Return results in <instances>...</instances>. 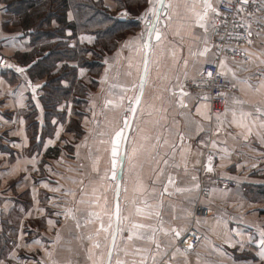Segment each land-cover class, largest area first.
I'll return each instance as SVG.
<instances>
[{
  "label": "crops",
  "instance_id": "obj_1",
  "mask_svg": "<svg viewBox=\"0 0 264 264\" xmlns=\"http://www.w3.org/2000/svg\"><path fill=\"white\" fill-rule=\"evenodd\" d=\"M220 1L211 0L214 7ZM162 3L152 0L150 5L144 0L143 6L145 12L150 6L160 8L155 22L159 41L154 40L156 33L150 39L147 27L139 23L105 56L97 93L89 102L88 114L79 121L75 140L57 118L50 119L45 132L37 99L41 83H29L27 67L15 59V54L29 50L28 37L2 28L6 18L0 3L2 264H116L117 260L124 264H141V260L144 264H264L259 244L264 232V142L257 136V132L264 135V129L257 121L245 140L246 130L231 123V111L221 114L223 124L215 117L204 118L210 115L208 103L194 101L181 85L186 78L197 77L203 65L215 58L212 12L205 33L191 10L195 3V10L203 11L202 0ZM104 4L123 17L114 0ZM79 38L87 43L93 40ZM251 41L244 49L247 62L223 58L225 66L221 68L219 62L218 67L238 90L225 93L226 107H242L255 116L257 107L264 108V34L254 35ZM144 42L150 47L143 48ZM205 46L209 48L205 56L190 55ZM17 68L24 71L17 72ZM85 72L80 69L79 76ZM142 78L143 96L133 116L126 109L129 97L140 93ZM181 92L187 95L181 97ZM233 97L245 103L233 104ZM181 98L186 107L180 106ZM125 116L130 127L125 128L126 139L120 146L117 179L111 180L113 130L122 127ZM33 122L40 125L38 143L33 139ZM47 150L50 153L44 159ZM209 157L212 171L201 173ZM44 170L49 176H40ZM218 177L236 186H217ZM201 185L209 190L203 199ZM198 202L211 210L209 217L194 221L202 239L193 250L177 252V240L192 223ZM69 210L72 215L66 214Z\"/></svg>",
  "mask_w": 264,
  "mask_h": 264
},
{
  "label": "trees",
  "instance_id": "obj_2",
  "mask_svg": "<svg viewBox=\"0 0 264 264\" xmlns=\"http://www.w3.org/2000/svg\"><path fill=\"white\" fill-rule=\"evenodd\" d=\"M104 1L0 0L2 11L12 17L2 22V28L19 27L21 37H28L29 50L15 54V59L27 67L29 83H41L37 99L45 132L50 119L57 118L64 123V132L71 134L72 140L77 139L79 121L88 114L89 102L97 93V78L104 69L105 56L123 37L137 30L138 17L146 13L144 0H114L116 10H123L124 18L107 9ZM83 35L93 37L92 42L80 40ZM96 51L98 55L94 54ZM80 69L86 71L82 77ZM39 126L33 122L36 143ZM49 153L47 150L42 157L45 159Z\"/></svg>",
  "mask_w": 264,
  "mask_h": 264
},
{
  "label": "built area",
  "instance_id": "obj_3",
  "mask_svg": "<svg viewBox=\"0 0 264 264\" xmlns=\"http://www.w3.org/2000/svg\"><path fill=\"white\" fill-rule=\"evenodd\" d=\"M261 2L262 0H256L253 3L252 0H249V3L243 6L246 11L242 13L236 11L237 0H233L231 6H229L227 0H222L216 5L220 15L217 16L215 13H211V34L215 58L212 62L203 65L197 77L186 78L182 82L181 88L187 91L194 101H206L208 103L212 119L217 115L223 114L226 108V98L220 94H225L226 92L238 93V90L232 87L230 81L220 73L219 62L223 58L244 63L248 61V57L244 52V49L249 44L248 40H251L254 35L264 34V9L257 11ZM250 13L251 15H249ZM142 17L144 18L142 19ZM138 21L149 29L150 23L153 21V15L148 13L146 17L145 15L140 16ZM248 31L252 32L250 37L247 35ZM154 33L152 32V34ZM149 38L152 39V37ZM208 72L212 73L211 78L208 77ZM205 96L208 97L207 100L203 99ZM210 128L209 132L212 133L213 128ZM208 166L209 163H203L201 173L211 172L212 170L209 171ZM214 183L221 187L236 186L233 181L221 177L216 178ZM208 193V188L201 185L200 198H206ZM210 215L211 210L208 206L199 202L194 205L192 223H190L176 243L180 251L186 253L199 244L202 239V233L195 227L194 221ZM189 245H192V247L189 248Z\"/></svg>",
  "mask_w": 264,
  "mask_h": 264
},
{
  "label": "snow or ice",
  "instance_id": "obj_4",
  "mask_svg": "<svg viewBox=\"0 0 264 264\" xmlns=\"http://www.w3.org/2000/svg\"><path fill=\"white\" fill-rule=\"evenodd\" d=\"M227 2L229 4V6H231L233 0H227ZM252 2L255 3L256 0H252ZM248 3H249V0H237L236 11L240 12V13L245 12L246 9L243 6L247 5ZM149 4L150 5L152 4V0H149ZM161 6H164L163 3H162V0H161ZM167 7H172V5L169 4V5H167ZM185 7L187 8L188 5H185ZM195 7H196L195 3H193V5L191 6V10L193 11V14L196 17V24L200 28L204 29L205 33H207L208 28H207L206 21L208 19L209 11L215 13L217 16H219L220 13H219L218 9L213 6L211 0H202L203 11H196ZM261 9H264V0H262L260 8L257 9V11H260ZM148 12H151L157 19L159 18V10L158 9L150 6L148 8L147 12L144 14L145 17L147 16ZM124 15H127V13H124ZM249 15H251V13ZM143 18L144 17H142V19ZM249 28H250V25H249ZM148 31H149V36L150 37H151L152 32H155L156 33V36H155L156 40L157 41L160 40V33L156 29L155 24L151 25L149 27ZM177 34H179V33L177 32ZM247 35L250 37L252 35V32L248 31ZM88 39L91 40V37H88ZM251 42H252L251 40H248V43H251ZM142 46H143V48L147 49V48L150 47V44L148 42H144ZM208 51H209V48L207 46H205L203 48V50L200 51L199 53L191 52L190 55L193 56V57H196L197 55L205 56ZM184 63H185V66H187L188 61L185 60ZM144 64H145V69H144L145 70V74H147V72H148V61H147V59H145ZM220 66H221V68H223L225 66L223 61H220ZM16 71L22 73L24 71V69L23 68H17ZM229 71H231V69H229ZM207 75H208L209 78H211L212 73L208 72ZM232 75H233V78L236 79L235 72H233ZM143 83H144V81H143V78H142L141 79V85H140V93L137 96H135L134 98L133 97H129L130 106L126 109V111L131 113L133 116H135L137 108H138V106L141 103V98L143 96ZM240 83L248 85V81L247 80H242V81H240ZM248 86L251 87V85H248ZM133 87H135V85H133ZM232 87H235V85H232ZM262 87H264V85H262ZM34 91H35V89H34ZM184 95H187V93L181 92V97H183ZM220 95L221 96H225L224 93H221ZM203 99L207 100L208 97L205 96V97H203ZM121 101H123V97H121ZM107 103L108 104H112L113 102L112 101H108ZM232 103L236 104V105H243L245 103V101H242V100H239L236 97H233L232 98ZM179 104H180L181 107H186L187 106L182 98L180 99ZM114 106H119V105H114ZM229 111H231L232 117H233L231 123L235 124L238 127H241V128L246 130V132L244 134V139L245 140H247L248 137L250 135H252L253 128L256 127L257 121H259V128L260 129H264V108L257 107L255 116L253 115L252 112L245 111L242 107L240 109H235V108L228 109L226 107L225 110H224V113L226 114ZM197 112H199V108H197ZM204 118L208 119V120L212 119L211 115H206ZM215 119H216V121L219 124H223L224 123V121L222 120L221 115H217L215 117ZM123 123H124V127L117 128V129L113 130L114 131V136H113L112 141H111V143H112V149H111L112 179H114V180L117 179V160L121 156V153H120V150H119V146H120L121 141L126 139V137L124 135L125 128L130 127L129 120H128L127 116H125ZM197 130L198 131H202L203 129L198 125L197 126ZM216 131L219 132L220 128L218 127L216 129ZM257 136L262 142H264V135H261L259 132H257ZM157 139H159V137H157ZM181 140H183V135L182 134H181ZM213 146H215V142H213ZM133 153H135V149H133ZM211 159L212 158L209 157V166H208V170L209 171L212 170L211 169ZM164 163H167V161H164ZM121 174H122V170H121ZM169 183H172L171 177H169ZM165 191H167L166 188H165ZM137 211H139V209H137ZM119 212H120V209H119V205L117 204V206H116L117 219H119ZM66 214L67 215H72V212L69 210ZM48 223L51 225L53 223V221L49 220ZM77 227H79V224H77ZM134 227H141V225H134ZM172 231L175 232L177 237L180 236V232L178 230L172 229ZM261 237L262 238L259 241L260 247L262 249L261 252H260V255L262 257H264V232L261 233ZM129 239H131V236L129 237ZM150 239H152V238H150ZM98 246L99 245H97V247ZM191 247H192V245H189V248H191ZM156 248L157 249L160 248L159 242H156ZM137 251L140 252L141 250L138 249ZM179 251H180V249H177V252H179ZM110 258H111V253H109V259ZM153 260L155 261V257H153ZM0 264H2V262H0ZM116 264H124V261L117 260ZM134 264H135V262H134ZM141 264H144V260H141Z\"/></svg>",
  "mask_w": 264,
  "mask_h": 264
},
{
  "label": "rangeland",
  "instance_id": "obj_5",
  "mask_svg": "<svg viewBox=\"0 0 264 264\" xmlns=\"http://www.w3.org/2000/svg\"><path fill=\"white\" fill-rule=\"evenodd\" d=\"M2 12H3V11H2ZM2 16H3V18H6V19H4V21L7 20V19H12V17H11L10 15H8L7 13H5V12H3ZM4 30H5V31H11V32H13V31H21L19 27H14V26H11V25H10L7 29H4ZM81 37H89V36H88V35H83V36H81ZM97 53H98V51H96L94 54H97ZM97 55H98V54H97ZM89 58H90V59H94V57H91V55H89ZM69 107H70L71 109H74L73 106H72L71 104H69ZM60 108H62V107L59 106V109H60ZM71 124H72V125H71ZM71 124H70V126L73 127L74 124H75V121L72 120ZM68 126H69V125H68ZM77 128H80L79 124H78V127H77ZM49 173H50V172H47L46 170H44V171L41 173L40 176H49Z\"/></svg>",
  "mask_w": 264,
  "mask_h": 264
},
{
  "label": "water",
  "instance_id": "obj_6",
  "mask_svg": "<svg viewBox=\"0 0 264 264\" xmlns=\"http://www.w3.org/2000/svg\"><path fill=\"white\" fill-rule=\"evenodd\" d=\"M160 2H161V0H160ZM162 2H163V0H162ZM158 10L160 9V8H157ZM164 12V11H163ZM163 12H162V14H163ZM160 14V13H159ZM156 20H157V18L154 16L153 17V21L150 23V25H153L155 22H156ZM155 36H156V34H155ZM155 36H154V40H156V38H155ZM124 119L122 120V127H124ZM121 127V128H122ZM121 143H122V141H121ZM121 143H120V146H121ZM120 146H119V150H120ZM117 169H118V160H117ZM109 178L111 179V180H114V179H112V156H111V173H110V176H109ZM115 205H117V197L115 198Z\"/></svg>",
  "mask_w": 264,
  "mask_h": 264
}]
</instances>
